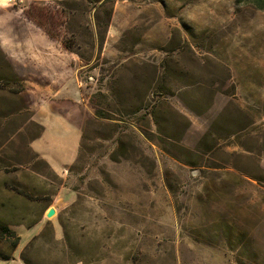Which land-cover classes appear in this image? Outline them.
I'll return each instance as SVG.
<instances>
[{
  "label": "rangeland",
  "instance_id": "obj_1",
  "mask_svg": "<svg viewBox=\"0 0 264 264\" xmlns=\"http://www.w3.org/2000/svg\"><path fill=\"white\" fill-rule=\"evenodd\" d=\"M0 54V264H264V11L0 0Z\"/></svg>",
  "mask_w": 264,
  "mask_h": 264
},
{
  "label": "trees",
  "instance_id": "obj_2",
  "mask_svg": "<svg viewBox=\"0 0 264 264\" xmlns=\"http://www.w3.org/2000/svg\"><path fill=\"white\" fill-rule=\"evenodd\" d=\"M236 5L237 6H241V5H248L253 7L254 9L258 10V11H264V0H236ZM3 55V54H2ZM0 54V62H4V63H9L8 59L6 57H4V55L2 56ZM9 69H11V67H8ZM12 70V69H11ZM13 71V70H12ZM16 76V74H14L13 72H11V74L7 75L5 74L2 70L0 71V81L3 82L5 80H9L11 78H14ZM0 239H5V240H14L13 241V246L12 248L15 250L18 248L19 244H20V237L17 236L15 231H12L9 226L7 225H0ZM22 260L26 263V264H30L24 254H22Z\"/></svg>",
  "mask_w": 264,
  "mask_h": 264
},
{
  "label": "water",
  "instance_id": "obj_3",
  "mask_svg": "<svg viewBox=\"0 0 264 264\" xmlns=\"http://www.w3.org/2000/svg\"><path fill=\"white\" fill-rule=\"evenodd\" d=\"M56 212L54 209H51L49 210L48 214H47V217L48 218H52L53 216H55Z\"/></svg>",
  "mask_w": 264,
  "mask_h": 264
}]
</instances>
